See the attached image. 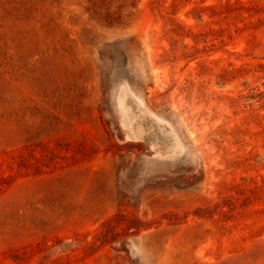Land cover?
Here are the masks:
<instances>
[{
  "label": "rangeland",
  "instance_id": "374dc122",
  "mask_svg": "<svg viewBox=\"0 0 264 264\" xmlns=\"http://www.w3.org/2000/svg\"><path fill=\"white\" fill-rule=\"evenodd\" d=\"M0 264H264V0H0Z\"/></svg>",
  "mask_w": 264,
  "mask_h": 264
}]
</instances>
